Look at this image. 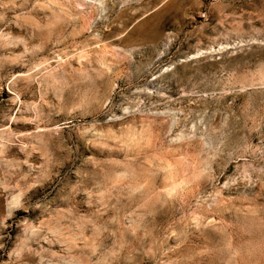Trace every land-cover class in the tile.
Listing matches in <instances>:
<instances>
[{"label": "rangeland", "instance_id": "rangeland-1", "mask_svg": "<svg viewBox=\"0 0 264 264\" xmlns=\"http://www.w3.org/2000/svg\"><path fill=\"white\" fill-rule=\"evenodd\" d=\"M0 264H264V0H0Z\"/></svg>", "mask_w": 264, "mask_h": 264}]
</instances>
